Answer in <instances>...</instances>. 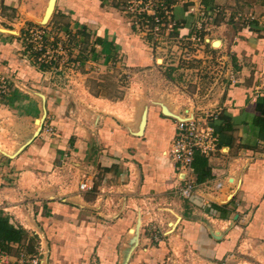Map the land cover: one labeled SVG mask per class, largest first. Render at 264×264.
<instances>
[{"label": "crops", "instance_id": "crops-1", "mask_svg": "<svg viewBox=\"0 0 264 264\" xmlns=\"http://www.w3.org/2000/svg\"><path fill=\"white\" fill-rule=\"evenodd\" d=\"M49 1L38 0L30 6L24 0H0V13L17 10L21 16L14 24L0 14V76L21 74L20 80L11 78V89L0 95V107H5L0 108V128L6 121L17 123L11 136L19 145L14 157L0 158V212L23 225L17 215L10 213L16 207L11 206L13 200H26L25 190L33 188V184L22 181L23 177L43 182L63 172V177L73 178L74 187L65 197L57 192L52 193L53 197L48 192L43 195L36 189L40 197L36 195L35 213L30 211L29 203L25 205V219L31 223L24 227L37 233L43 229L52 240L49 264H83L93 238L99 241L93 247L97 248L99 264H122L118 252L125 258L137 240L130 264L137 248L146 244L142 237L143 215L138 236L131 217L135 216L137 223L141 211L151 210V203L145 206L149 202L159 215L168 211L181 219L183 233L202 258L222 262L235 256L245 244L264 248V131L255 122L257 115L264 113V0H200L205 7L223 10L213 36L215 42L229 41V53L223 58H228L236 79L231 83L220 75L219 97L207 104L214 108L211 114L218 115L210 121L218 125L223 151L206 158L212 177L198 183L199 192L192 201L182 199L174 190L177 173L169 150L176 123L163 107L181 116L192 113V107L181 110L174 99L175 89L183 85L172 75L183 67L168 63L167 54L159 56L163 49L150 47L134 32L131 14L115 0H56L46 21ZM195 5H173L177 24L173 34L178 39L195 31ZM237 11L253 18L234 26L229 15ZM44 23L70 33L82 46L77 52L82 68L68 84L63 82L62 73L41 70L39 65L44 64L37 63L25 50L27 26ZM104 68L110 72L115 68L120 75L129 71L132 88L143 85L149 74L151 84L143 87L138 98L127 95L111 101L92 92L89 86L91 77ZM110 106L123 109L113 111ZM145 107L146 124L143 134L138 135ZM46 126L52 130L47 132ZM85 178L93 191H100L95 200L81 194L92 190H79ZM112 191L115 208H121L116 210L119 214L112 219L96 218L109 217L112 209L95 204L107 200ZM125 202L132 208H126V213L122 209ZM211 204L222 210H212L215 214H211ZM91 206H96L94 211L89 209ZM127 233L132 240L125 241Z\"/></svg>", "mask_w": 264, "mask_h": 264}, {"label": "rangeland", "instance_id": "rangeland-1", "mask_svg": "<svg viewBox=\"0 0 264 264\" xmlns=\"http://www.w3.org/2000/svg\"><path fill=\"white\" fill-rule=\"evenodd\" d=\"M28 5L33 6V3H37L38 0H24ZM129 2L130 0H115L114 3H118L119 6L122 5V10L127 11L130 13L131 22L133 24L134 32H137L141 35L142 38L147 41L146 43H149L150 47L156 49L158 46L161 50L159 56L163 57L165 54H167V62L170 64H176L178 66L183 67L182 71H175V75H172L174 80L178 82L179 84H182L183 87H178L175 89V104L176 106L180 107L181 110H184L186 108L192 107L191 111L196 114L197 117L208 121V123H211V118L215 119L214 113L211 114L214 110L213 106L211 104L207 105L208 103H215L217 101L219 94L222 90L221 86V78L219 76L221 75L223 78V73L221 74V66L223 64H226L228 58H223L225 55H228L229 49H230V43L228 40L224 41L223 43L221 40H217L215 42V36H213L214 31L217 29L218 22L223 16V10L221 7H215L220 8V13L216 16V18L210 19V16H207L208 10L212 9L209 7L201 8V2L200 0H164V3L171 9L172 12V19L174 20V11H173V5L178 3H189L191 5H195V8L193 12H195L198 17L195 20V25L202 24L205 28H209L207 31L202 32V36H205L206 39H209L207 42L203 43H194L190 40L192 34L190 36H183L181 39H178L179 36H175L173 34V30L176 28L177 24L175 26L170 27L169 25L173 23L171 19H168V21H164L163 26H159V30L157 31L159 35L158 40L153 39V34L151 31H154L153 24H149L148 26L142 24L138 21L140 18L139 15H135L130 9H129ZM122 3V4H120ZM30 5V6H31ZM28 9L30 7L28 6ZM17 10H2L0 13L3 17H6V21H11L14 24H17L19 22V18L21 16L17 15ZM205 13L201 14V13ZM241 11H237L234 16L229 15V20H231L232 25H236L238 23H246L243 18H240L239 20L235 21V16ZM1 15H0V21H1ZM129 15V14H128ZM207 16V17H206ZM204 19V20H203ZM48 21V19H46ZM230 22V21H229ZM1 23V22H0ZM205 23V24H204ZM27 26V25H26ZM238 26V25H237ZM236 26V27H237ZM13 29H15V26H12ZM34 27H41L46 28L47 33H50L52 35L51 37H54V40L58 41L61 39V30L56 29L54 25H47L44 23V25H32L27 26L26 33H25V42H26V48L28 54L31 55V57L37 62L44 64V67L42 68L39 65V68L43 71H56L60 74V76L63 79V82L65 84H68L69 81H71L75 75L81 70V66L76 71H70L64 68V66L60 69V66L58 63L55 62H45L48 57V53L46 56L40 55L39 53H36L32 50V44L33 42L29 41V31H31ZM63 33V32H62ZM50 41V40H49ZM53 42V41H52ZM51 42V43H52ZM219 42L218 46L216 43ZM72 43L75 48L73 53L70 55L74 58L79 60L77 58V52L81 51V47L79 45V41L77 42V38L72 36ZM80 48V49H79ZM81 53V52H79ZM40 59V60H39ZM161 60L159 59V63ZM82 65V64H81ZM37 66V65H35ZM122 68H125L126 70H129L125 66H120ZM13 69V65L11 66ZM170 68L174 69V66H171ZM113 71L110 72L108 69L104 68L103 71L99 75H95L91 77L89 86L91 87V91L96 94H101L103 98H109L111 101H116L118 98L131 95H136V98H138L139 93H142L143 87L149 86L151 84V74L147 75L144 78L143 85H133L132 88V81L129 71L124 72V74L117 73V69H112ZM120 70V69H119ZM123 70V69H122ZM121 70V71H122ZM176 70V69H175ZM174 71V70H172ZM9 72V71H8ZM99 72V71H98ZM4 76L6 78V81L8 82V90L5 94L8 93V91L11 89V83H13L11 78H16L20 80L21 74H18V72L12 75L8 73ZM77 77V76H76ZM147 80V83H146ZM149 82V84H148ZM129 88V90L127 89ZM148 94H151V88L147 90ZM2 94V95H5ZM1 95V94H0ZM1 99V97H0ZM3 100V99H2ZM0 100V101H2ZM110 103L111 106H114V103ZM213 105V104H212ZM109 107V109H113V111L123 109V106H116V107ZM3 110L5 107L1 106ZM211 114V115H210ZM217 115V114H216ZM209 119V120H208ZM17 122V121H15ZM17 123L13 124L12 121H6L5 126L0 128V158L5 159L8 156L14 157L17 151V148L19 145H17V142L15 140L14 132L13 130L16 129ZM12 135V136H11ZM12 138V139H11ZM19 142V141H18ZM25 142V140L23 141ZM21 146V145H20ZM68 156H65V160L67 162ZM63 171V170H62ZM64 173L62 172L61 175L57 174L54 177L43 179L42 181H37L34 177H23L22 181L27 184H33V188L25 190L28 194H26V200L19 201L18 198H15L13 201V204L11 206L13 207L10 210V213L12 215L18 217L19 222H23L21 225L25 230L27 231V239L23 242H21V246L28 251L29 253H33L36 251V246H38V241H40L39 235L43 237V239L46 241V244L48 248L51 250L50 244L52 240L49 239V237L46 234V231L43 229H38V233L35 232L32 228H26L25 226H29L31 221L27 218L25 219V216L28 214V208L25 206L26 203H29L30 211H33L35 213L36 207L38 204L35 203V201H38L36 198V195L39 196L38 191L51 195L52 197L54 194L52 193H59V197H65L71 189H73L72 184V177H63ZM19 177V176H18ZM20 178V177H19ZM20 183L19 181L17 182ZM18 184L15 185L18 187ZM65 184V185H64ZM7 185V184H5ZM14 186V185H11ZM14 186V187H15ZM30 187V186H29ZM49 188L50 190H45ZM38 189V191L36 190ZM94 190V189H93ZM90 191L89 193H81L82 195L85 194V198L87 200H95L96 196L100 194V191ZM39 192V193H40ZM106 193V191H105ZM101 194H104L102 192ZM115 192H109L108 199L104 201V199H100L95 205L99 208H105V209H112L107 215H109L108 218L104 216H96V218L101 219H110L113 217V215L117 216L119 212L116 210L121 208H115L117 205L116 202V196ZM40 197V196H39ZM20 198V197H19ZM96 206H91L89 209L91 211H94ZM97 208V210L99 209ZM132 209L130 206V203L125 202L123 206V211L125 213L127 212V209ZM140 208V207H139ZM170 209L171 207L168 206ZM126 209V210H125ZM140 213V209H138ZM166 212L164 214L159 215L158 209H155V206L153 202H151V210H144L141 211L142 214H139L141 217L143 215L144 223L142 224L143 233L142 237L144 238L145 245L138 247L135 253L133 254V258L130 262V264H264V248L252 244L251 246H248L247 244L240 247L239 252L233 256L230 257L228 261L224 260L222 262L218 261H211L207 260L206 258H202L203 256L198 253V250L194 249L191 243L186 238L185 233H183V225L180 222L181 219H175L174 215H170V212L168 211H161ZM168 212V213H167ZM30 213V212H29ZM105 213V212H104ZM157 213V214H156ZM169 214V215H168ZM151 215V216H149ZM114 216V217H115ZM34 217V216H33ZM133 224H136L134 221L135 216L131 217ZM112 219V218H111ZM142 220V217H141ZM37 223V222H36ZM142 223V222H141ZM175 223V227L170 226ZM133 230V229H132ZM131 230V232H132ZM147 233V234H146ZM124 234L125 241L132 240L131 234ZM99 235H97L98 237ZM153 236L155 243L152 245L151 243V237ZM29 238L31 240H29ZM27 242V243H26ZM95 243H99V241H96V238H93L92 242L89 246V248L85 251L86 259L82 257L81 261L83 260V264H99L97 263V248L93 249L95 247ZM12 253H17V249L14 247H11ZM119 260L120 262H123L124 256H121V251ZM50 255V253H49ZM202 256V257H201ZM89 260V262H88ZM50 261V260H49Z\"/></svg>", "mask_w": 264, "mask_h": 264}, {"label": "built area", "instance_id": "built-area-1", "mask_svg": "<svg viewBox=\"0 0 264 264\" xmlns=\"http://www.w3.org/2000/svg\"><path fill=\"white\" fill-rule=\"evenodd\" d=\"M200 7L205 8L202 3ZM129 9L135 15L140 16L138 21L142 24L146 26L153 24L154 31L151 32L154 40L159 39L157 31L160 25L163 26L165 19L166 21H168V19L173 21V23L169 25L170 27L176 25V21L172 19L171 9L163 0H130ZM220 11V8H212L208 10L207 16L211 15L210 19L212 20L216 18ZM201 14L205 15L203 12ZM240 18H243L245 20L244 22H247L253 17L250 16V14L247 15L239 12L235 16V21ZM208 29L209 28H205L202 24L196 25L190 40L196 44L209 41L205 36H202V32ZM51 36L50 33H47L46 28H32L31 31H29L28 38L29 41L31 40L33 42L32 50L43 56H46L48 53L49 59L45 62H55L59 64L60 69L64 66L67 70L76 71L77 67L79 68L82 63L80 60L76 59V57L73 58L70 55L75 50L72 43V35L70 33H62L61 39L58 41L54 40V37ZM220 73H223L224 77H226L229 82H235V72L231 64L227 62L223 64ZM7 84L6 78L0 76L1 95L7 92ZM182 117L181 119L173 118L176 123V131L169 150V157L177 173L174 186L175 193L182 199L192 201L199 192V184L193 166L195 155L200 154L207 159H211L221 153L223 149L215 127L208 123V121L197 117L193 112L190 115ZM215 118H218V115H215ZM45 130L50 132L52 129L46 126ZM92 188L93 186L87 178L81 181L79 185V190L81 192L90 191ZM149 200L150 199H148V201ZM150 203L151 202L146 203L145 206ZM175 225L176 224L173 223V225L170 226L175 227ZM39 237L40 241H38L36 251L33 253L26 251L20 243H10L8 248H0V264H49V248L43 237L41 235H39ZM11 247L16 248L17 253H12Z\"/></svg>", "mask_w": 264, "mask_h": 264}, {"label": "trees", "instance_id": "trees-1", "mask_svg": "<svg viewBox=\"0 0 264 264\" xmlns=\"http://www.w3.org/2000/svg\"><path fill=\"white\" fill-rule=\"evenodd\" d=\"M43 68L44 65H41ZM257 126L264 131V113L257 115L255 120ZM215 130L218 132V125H214ZM195 168L197 182L202 183L208 178L212 177L211 167L208 164V160L200 155L196 154L193 162ZM211 210V211H210ZM209 212L211 214L214 210L221 211L222 209L217 204H211ZM213 210V211H212ZM27 231L21 225H18L14 220H12L8 215H5L3 212H0V248H8L10 243H21L27 239ZM29 240H31L29 238Z\"/></svg>", "mask_w": 264, "mask_h": 264}, {"label": "water", "instance_id": "water-1", "mask_svg": "<svg viewBox=\"0 0 264 264\" xmlns=\"http://www.w3.org/2000/svg\"><path fill=\"white\" fill-rule=\"evenodd\" d=\"M55 2H56V0H50L49 1V6H48V9H47V11L45 13V20L48 19L50 17L51 13L53 12L54 7H55ZM163 107H164V113L169 115L170 117L178 118V119L183 118L178 113H175L172 110H170L167 106H163ZM146 115H147V107H145L143 109V111H142L141 120H140V123H139V128H138V131L136 132L138 135L143 134V130H144V127H145V124H146ZM39 131H40V129L37 131V133L35 135H37L39 133ZM140 226H141V217H138L137 223H136V228H135L136 229V236H138V232H139ZM136 245H137V240H135L134 244L132 245V247L128 251L127 256L124 258V261H123L122 264H127L128 263V260H129L130 254L132 252V249Z\"/></svg>", "mask_w": 264, "mask_h": 264}, {"label": "bare ground", "instance_id": "bare-ground-1", "mask_svg": "<svg viewBox=\"0 0 264 264\" xmlns=\"http://www.w3.org/2000/svg\"><path fill=\"white\" fill-rule=\"evenodd\" d=\"M219 42L216 43V45L218 46Z\"/></svg>", "mask_w": 264, "mask_h": 264}]
</instances>
